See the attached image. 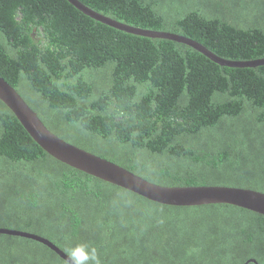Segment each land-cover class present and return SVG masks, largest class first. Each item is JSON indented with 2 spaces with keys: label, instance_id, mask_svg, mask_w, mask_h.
I'll list each match as a JSON object with an SVG mask.
<instances>
[{
  "label": "trees",
  "instance_id": "trees-1",
  "mask_svg": "<svg viewBox=\"0 0 264 264\" xmlns=\"http://www.w3.org/2000/svg\"><path fill=\"white\" fill-rule=\"evenodd\" d=\"M80 1L227 60L264 59V0ZM0 75L53 133L148 181L264 192V64L220 65L184 43L104 24L69 0H0ZM0 227L65 253L86 243L92 264H264L263 214L162 204L73 168L1 100ZM0 264L66 259L0 233Z\"/></svg>",
  "mask_w": 264,
  "mask_h": 264
},
{
  "label": "water",
  "instance_id": "water-1",
  "mask_svg": "<svg viewBox=\"0 0 264 264\" xmlns=\"http://www.w3.org/2000/svg\"><path fill=\"white\" fill-rule=\"evenodd\" d=\"M84 14L98 21L118 28L125 32L145 37L164 38L184 43L208 56L214 62L231 67L257 66L264 64V59L253 61H233L219 57L201 43L186 36L168 31L143 29L119 22L109 16L83 4L80 0H69ZM0 100L15 114L19 122L34 139V141L47 153L57 160L90 174L94 177L119 185L135 192L149 200L167 205H202L210 203H226L239 206L264 215V192L250 188L202 185V186H165L153 183L132 171L112 162L106 158L91 153L74 144L67 142L53 133L38 116L17 90L0 75ZM0 233L22 236L37 240L66 259V253L48 238L38 234L0 227ZM254 262L249 259L244 264Z\"/></svg>",
  "mask_w": 264,
  "mask_h": 264
},
{
  "label": "clouds",
  "instance_id": "clouds-1",
  "mask_svg": "<svg viewBox=\"0 0 264 264\" xmlns=\"http://www.w3.org/2000/svg\"><path fill=\"white\" fill-rule=\"evenodd\" d=\"M96 259V249L86 243H77L66 249V264H92Z\"/></svg>",
  "mask_w": 264,
  "mask_h": 264
}]
</instances>
